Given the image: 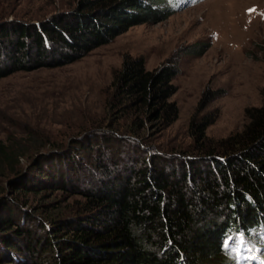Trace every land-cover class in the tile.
<instances>
[{
  "label": "trees",
  "instance_id": "1",
  "mask_svg": "<svg viewBox=\"0 0 264 264\" xmlns=\"http://www.w3.org/2000/svg\"><path fill=\"white\" fill-rule=\"evenodd\" d=\"M186 4L80 0L70 15L48 27L20 26L9 55L0 51V79L72 63L134 26L167 19ZM10 33L0 26L2 38L13 39ZM178 73L173 62L149 71L142 58L125 60L113 83L114 108L133 110L131 134L154 122L165 127L176 122L179 109L170 100L177 91L173 81ZM216 97L206 94L199 112ZM246 118L242 132L214 145L206 131L217 117L195 116L190 131L197 142L196 157H162L146 152L136 141L106 137L102 140L107 147L98 149L93 162L96 176L85 174L87 169L75 161L69 168L75 178L66 175L64 166L56 171L54 165L38 166L36 177L30 178L20 168L19 151L0 144V168H10L15 189L49 187L84 199L77 218L50 221L51 229L43 236L31 231L30 214L18 211L25 216L21 219L14 203H8L7 212L0 215V247L8 251L0 253V264H259V259L245 257H264V92L262 106L248 109ZM115 141L124 142V148L110 149ZM128 143L130 151L125 153ZM120 153L129 156L123 160ZM80 175H85L88 187L70 186L71 180L79 184ZM48 178L53 183L45 182ZM242 233L247 247L239 246L234 261L231 249L223 245L237 248Z\"/></svg>",
  "mask_w": 264,
  "mask_h": 264
},
{
  "label": "rangeland",
  "instance_id": "2",
  "mask_svg": "<svg viewBox=\"0 0 264 264\" xmlns=\"http://www.w3.org/2000/svg\"><path fill=\"white\" fill-rule=\"evenodd\" d=\"M79 2L0 0V26L11 31L13 38L0 36V51L11 52L20 26L48 27L70 15ZM186 3L167 19L134 26L72 63L17 71L0 79V144L19 151L20 168L28 177H36L38 166L50 169L54 165L56 171L64 166L66 175L75 178L69 169L72 162L87 169L85 174L96 176L93 162L98 149L107 147L102 139L114 140V136L136 141L146 152L162 157H196L197 142L190 131L195 116L217 117L206 131L214 145L243 131L246 111L263 104L264 0ZM128 57L142 58L149 71L176 64L177 91L170 102L176 104L179 115L171 126L154 122L134 136L129 131L134 126L133 110L115 109L113 83ZM209 93L218 97L199 112ZM123 143L115 141L110 149L116 152ZM120 156L126 160L129 155ZM36 159L38 164L33 166ZM9 169L1 164L0 215L12 202L17 216L25 219L18 214L21 210L30 214L31 231L43 236L45 229H51L50 221L75 219L81 213L82 197L49 187L33 192L15 189L10 181L16 178ZM79 178V184L71 180L69 185L88 187L85 175ZM7 252L0 247V253Z\"/></svg>",
  "mask_w": 264,
  "mask_h": 264
},
{
  "label": "snow or ice",
  "instance_id": "3",
  "mask_svg": "<svg viewBox=\"0 0 264 264\" xmlns=\"http://www.w3.org/2000/svg\"><path fill=\"white\" fill-rule=\"evenodd\" d=\"M239 246L247 247L245 239H244V236H243V233L241 234V238H240V240L238 242V247L237 248L233 249V248H231V245H229L227 243H225L223 245L225 250L231 249V251L233 253V257L232 258H233L234 261L239 259ZM247 250L250 251V252L253 251V249H251V248H248ZM253 259H259V264H264V257H255V256H253V257H245V260H249L250 261V260H253Z\"/></svg>",
  "mask_w": 264,
  "mask_h": 264
}]
</instances>
